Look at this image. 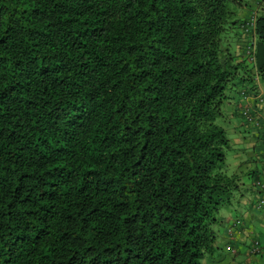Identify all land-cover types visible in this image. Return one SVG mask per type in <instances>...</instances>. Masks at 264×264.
Returning a JSON list of instances; mask_svg holds the SVG:
<instances>
[{
  "label": "trees",
  "instance_id": "trees-1",
  "mask_svg": "<svg viewBox=\"0 0 264 264\" xmlns=\"http://www.w3.org/2000/svg\"><path fill=\"white\" fill-rule=\"evenodd\" d=\"M243 1L0 0V264L215 251L243 186L216 119L246 62L264 80V7L224 38Z\"/></svg>",
  "mask_w": 264,
  "mask_h": 264
},
{
  "label": "crops",
  "instance_id": "crops-1",
  "mask_svg": "<svg viewBox=\"0 0 264 264\" xmlns=\"http://www.w3.org/2000/svg\"><path fill=\"white\" fill-rule=\"evenodd\" d=\"M255 1L260 3L261 8L264 7V0H247V2L244 0L240 6L242 13L246 11L247 4H254ZM252 71L251 81L253 82L249 80V83H253V85L249 86L260 89L262 95L264 90L260 80L255 75V70L252 69ZM254 81H257L258 84ZM248 95H252L249 105L256 104L258 107L257 118L262 123L264 121V100L261 101L260 95L258 96V93L253 90ZM229 106L231 107L233 104L229 103ZM232 108L237 109L235 106ZM253 129L257 133L256 137L261 138L262 128L255 125ZM256 137L249 133L246 138V141L253 145V150L247 152L246 160L238 164V171L241 172L243 178V186L233 197L237 202L224 206L225 213L223 214L228 213V219L223 215L220 216V222L215 225L214 243L216 249L213 253L207 254V257L206 255L203 257L205 258L203 264L208 262V264H264V202L260 203L261 200L264 201V157L262 156L263 161L261 162L260 152L257 153L258 151L255 150L258 140ZM239 159L241 158L239 157ZM258 182L261 186L258 185ZM242 205L245 206L241 208ZM222 219L226 223H222ZM257 245L259 249L254 251Z\"/></svg>",
  "mask_w": 264,
  "mask_h": 264
},
{
  "label": "rangeland",
  "instance_id": "rangeland-1",
  "mask_svg": "<svg viewBox=\"0 0 264 264\" xmlns=\"http://www.w3.org/2000/svg\"><path fill=\"white\" fill-rule=\"evenodd\" d=\"M247 2V0H246ZM255 1L254 4H247V9L244 13H242L241 8L237 7V14H236V19L237 22L235 24V26L233 27H229L227 29V34H225L224 38H227V40L231 43V50L233 53H237V46L240 40H244L245 46H247L246 41H252L253 37L250 34H245L242 32L241 29V24L245 21H249L250 19L256 17V15L260 12V3ZM240 10V11H238ZM243 38V39H242ZM244 46V48H245ZM237 56V55H235ZM236 59L238 61L242 60L241 57H236ZM246 65L248 68H251L249 73H244V71L242 70V68H240V76L241 78L244 77L246 81H241L239 84H236V86H234L233 89H231L230 93H229V100H227L226 102H224L223 107H222V111H223V115L218 117L216 119V123L221 125L225 131H226V135L228 136V138L231 140V145L230 148H228L226 150V164L228 167V172L230 173H234V172H239L238 171V164L239 162H243L246 160V154L247 152H251L253 149V145H251V143L249 144L246 141V138L249 136V133L254 135L256 137V134L254 129L255 128V122L254 121H248L246 119V114L245 111H249L252 114L257 115L258 114V107L256 106V104L254 103L253 106L249 105L251 104V100H252V95H248L250 93H252L253 91H256L258 93V96L261 97V101L264 100L263 94L261 95L260 89L257 88H252V86L249 85H253V83H249L252 78H253V71L252 69L253 66L246 62ZM250 78V79H247ZM250 80V81H249ZM253 82V81H251ZM254 83L258 84V82L254 81ZM261 87L264 90V80L260 81ZM250 98V99H249ZM249 99V100H248ZM248 100V101H247ZM229 103L233 104V106H235V108H237L236 110H234V108H232L233 106H229ZM248 112V113H249ZM251 136V135H250ZM256 139H258L256 137ZM256 144V148L255 150L258 151L257 153L260 152V161H263V157H264V140L262 139V135L261 138H259ZM262 142V143H261ZM263 147V149H262ZM262 149V150H261ZM263 156V157H262ZM239 157L241 159H239ZM254 161V159H253ZM255 162V161H254ZM232 204L236 203L237 201H235V199H232ZM245 205H242L241 208H243ZM225 213V209L224 207H222L219 211V217L220 216H224L226 219H228V213ZM222 223H226V221L224 219H222ZM225 225V224H224ZM208 255H206L207 257ZM205 258L201 259V263H204ZM209 263V262H208ZM207 263V264H208Z\"/></svg>",
  "mask_w": 264,
  "mask_h": 264
},
{
  "label": "built area",
  "instance_id": "built-area-1",
  "mask_svg": "<svg viewBox=\"0 0 264 264\" xmlns=\"http://www.w3.org/2000/svg\"><path fill=\"white\" fill-rule=\"evenodd\" d=\"M251 25L253 24V21H251V23H250ZM249 111H245V114H246V119L248 120V121H254L255 122V125L258 127V126H260V128H262V139L264 140V121L261 123L259 120H258V116L256 115L255 116V114H252V113H248ZM263 154H264V152H263ZM258 185H260L261 186V184H260V182H258ZM264 201L263 200H261L260 201V203H263ZM258 249H259V247H258V245L255 247V249H254V251H258Z\"/></svg>",
  "mask_w": 264,
  "mask_h": 264
}]
</instances>
